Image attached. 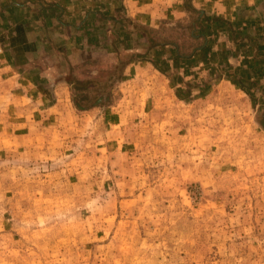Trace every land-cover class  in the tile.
Returning <instances> with one entry per match:
<instances>
[{
  "label": "rangeland",
  "instance_id": "obj_1",
  "mask_svg": "<svg viewBox=\"0 0 264 264\" xmlns=\"http://www.w3.org/2000/svg\"><path fill=\"white\" fill-rule=\"evenodd\" d=\"M185 1L0 0V264H264V0H190L233 30L72 102L60 54L103 81L147 48L101 12L159 27Z\"/></svg>",
  "mask_w": 264,
  "mask_h": 264
},
{
  "label": "trees",
  "instance_id": "obj_2",
  "mask_svg": "<svg viewBox=\"0 0 264 264\" xmlns=\"http://www.w3.org/2000/svg\"><path fill=\"white\" fill-rule=\"evenodd\" d=\"M45 7H53L48 0H38ZM264 6V4H263ZM126 11L125 6L116 11ZM185 16L177 20H162L159 27L148 26L136 22L129 16H109L101 14L115 24L122 26L129 35L142 36L147 43L144 54L134 53L123 57L117 50V62L105 80L73 78L69 65L67 83L70 86L72 102L78 110H90L114 104L116 102L115 84L124 78L127 67L142 55L156 49L169 47L173 50L176 58L189 61L197 54L207 50L210 45L209 30L215 23L224 22L233 30V23L220 16H212L204 9L197 8L190 0L184 2ZM133 26L134 29L128 27ZM127 58L125 61H123Z\"/></svg>",
  "mask_w": 264,
  "mask_h": 264
},
{
  "label": "crops",
  "instance_id": "obj_3",
  "mask_svg": "<svg viewBox=\"0 0 264 264\" xmlns=\"http://www.w3.org/2000/svg\"><path fill=\"white\" fill-rule=\"evenodd\" d=\"M49 1V0H48ZM262 2H264V1H262ZM264 7V6H263ZM220 13H222V12H219V14ZM25 36L26 37H28L29 35H27V33L25 34ZM20 53V52H19ZM32 54H35V53H32ZM49 54H52L51 56H52V60H53V57H55V56H58L59 54H60V51H58V49H56V51L55 50H53L51 53H49ZM60 55H62V57H61V59L63 60L64 58H65V61L67 62V65L69 66V65H72V62L71 61H69L68 59H71V57L70 56H68L67 54H60ZM51 56H49L48 57V55H46V57H45V59L46 60H48V67H50V70H52L53 69V65H54V62H52V60H51ZM33 58V57H32ZM69 68V67H68ZM67 68V69H68ZM17 69V68H16ZM21 69V68H20Z\"/></svg>",
  "mask_w": 264,
  "mask_h": 264
}]
</instances>
